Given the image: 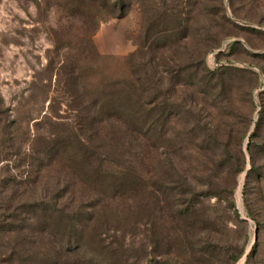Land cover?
Returning a JSON list of instances; mask_svg holds the SVG:
<instances>
[{"label":"trees","instance_id":"16d2710c","mask_svg":"<svg viewBox=\"0 0 264 264\" xmlns=\"http://www.w3.org/2000/svg\"><path fill=\"white\" fill-rule=\"evenodd\" d=\"M99 2L102 10L115 6L106 0ZM110 11L114 16V10ZM177 14L183 35L188 30L184 10ZM226 24L238 26L219 15L213 22L214 32L203 38L209 49L220 47L218 37L224 35ZM236 44L230 42L227 49ZM164 54L154 55L162 61V70L156 63H137L133 76L122 77L112 90L106 84L89 89L79 86L78 77L73 79L72 102L80 113L77 126L69 127L65 134L36 151L34 159L40 168L37 177L52 162L66 159L70 180L65 191L74 193L84 188L93 194L24 199L20 205L30 222L24 226L14 225L8 220L10 214L1 213L0 240L7 236L11 243L14 237H22L12 244L8 257L18 254L22 259L28 244L32 248L39 245L48 264H236L246 254V244H239L229 234L231 209L239 222L246 220L241 218L234 200L220 197L228 189L221 187L212 174H194L192 180L176 160L183 159L188 142L197 155L209 162L212 159L217 167L236 176L246 170L242 144L249 137L251 166L244 185L245 207L258 228L264 226V190L260 188V208L249 195L254 192L253 183L261 187L264 182V91L259 119L251 133L254 119L234 106L237 95H252L250 82L258 81V73L221 62L210 68L207 52L192 54L188 64L173 67L164 62ZM254 56L262 61L264 71V52ZM190 88L202 96L201 101L176 96L179 91L186 94ZM88 96L93 99L91 103L86 100ZM157 141L161 142L158 147L162 148L159 158L163 170L158 178L148 166L149 153L156 149ZM141 185L151 187L159 204L152 219L142 224L152 227V257L146 262L134 257L142 256L147 246L142 250L129 248L122 226L133 205L127 203L131 196L126 193ZM213 196L217 197L216 204L207 206L206 200ZM224 202L226 215L219 211ZM139 226L134 224L135 229ZM218 234L225 238L218 240ZM259 255L256 242L246 256V264H259Z\"/></svg>","mask_w":264,"mask_h":264},{"label":"rangeland","instance_id":"374dc122","mask_svg":"<svg viewBox=\"0 0 264 264\" xmlns=\"http://www.w3.org/2000/svg\"><path fill=\"white\" fill-rule=\"evenodd\" d=\"M99 1L0 0V214H10L8 220L16 226L30 223L20 205L24 199L93 194L84 188L74 193L65 191L70 180L68 160L52 162L37 177L40 168L34 159L36 151L65 134L69 127L77 126L80 113L72 102L74 78L78 77L79 86L93 89L106 84L112 90L116 81L129 74L133 76L137 63H156L162 70V61L154 56L157 53L164 52V62L174 67L188 64L192 54L207 52L210 68L221 62L258 73V81L250 82L252 95H237L234 106L254 119L250 133L259 119L264 71L260 67L262 61L254 54L264 52V32H258V29L264 31V0H106L115 6L103 10L99 8ZM180 9L184 10L188 26L183 35L177 21ZM110 10H114V16L109 14ZM219 15H225L238 26L226 24L224 35L220 33L218 37L220 47L213 50L203 38L214 32L213 22ZM232 41L237 42L235 48L227 49ZM164 44L168 45L162 48ZM176 96L197 101L202 98L191 88L186 94L177 92ZM86 100L91 103L93 99L88 96ZM185 143L189 149L185 150L183 159L176 160L177 166L191 179L194 174L214 175L215 181L228 189L220 197L234 200L241 218L246 220L239 222L231 209L229 234L239 244H246V254L236 264H246V256L256 242L260 250L257 261L264 264V226L259 229L256 221L247 216L245 207L244 185L251 166L249 137L242 144L247 167L236 176L217 167L212 159L209 162L197 155ZM160 144L157 141L156 149L149 153L148 166L156 178L163 172ZM253 185L254 192L249 195L260 208V188L264 190V182L261 187L257 182ZM126 194L131 196L127 203L133 204L122 221L126 244L134 250L147 246L142 256L135 254L134 257L146 262L152 257V227L142 224L152 219L159 205L157 194L147 185ZM9 196L12 199L8 201L5 198ZM216 202L217 197L213 196L206 200V205ZM226 205L224 202L219 207L220 214L226 213ZM135 223L140 225L137 229ZM157 231L161 239L159 228ZM216 236L218 240L225 238L221 234ZM6 238L0 240V264H48L37 244L34 248L28 244L27 252L21 253L22 259L18 254L8 257L12 244L19 243L22 237L17 240L14 237L11 243ZM17 248L20 250V246Z\"/></svg>","mask_w":264,"mask_h":264},{"label":"built area","instance_id":"2783aa9c","mask_svg":"<svg viewBox=\"0 0 264 264\" xmlns=\"http://www.w3.org/2000/svg\"><path fill=\"white\" fill-rule=\"evenodd\" d=\"M218 65V63L216 64V66Z\"/></svg>","mask_w":264,"mask_h":264}]
</instances>
